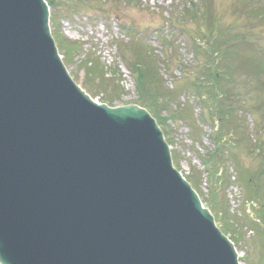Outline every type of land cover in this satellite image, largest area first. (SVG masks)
Segmentation results:
<instances>
[{
    "label": "water",
    "instance_id": "95a60500",
    "mask_svg": "<svg viewBox=\"0 0 264 264\" xmlns=\"http://www.w3.org/2000/svg\"><path fill=\"white\" fill-rule=\"evenodd\" d=\"M43 0H0V264H239L148 112L68 75Z\"/></svg>",
    "mask_w": 264,
    "mask_h": 264
},
{
    "label": "rangeland",
    "instance_id": "374dc122",
    "mask_svg": "<svg viewBox=\"0 0 264 264\" xmlns=\"http://www.w3.org/2000/svg\"><path fill=\"white\" fill-rule=\"evenodd\" d=\"M242 1L247 2L245 7ZM46 2L51 31L56 43L61 41L59 49L66 68L98 102L114 106L144 103L140 87H135V55L130 51L123 54L119 48L128 38L137 45L145 44L142 49H149V53L140 51V56L151 55L148 60L156 63L155 76L163 92L162 97L146 104L148 111L164 121L178 109L189 107L187 117L172 118L168 128L164 126L175 167L192 176V185L206 207L215 201L213 209L219 210V218L224 200L228 211L224 221L235 230L240 264H264V226L257 220L264 205L260 206L259 200H246L242 185L247 171L259 169L264 154V72L258 71L259 64L260 70L264 68V0ZM196 9L199 14L192 20ZM255 76L262 87L255 85ZM214 144L230 145L222 163L217 160L219 150L208 154ZM205 171L211 175L210 185L203 180ZM224 179H232V184L222 191L219 185ZM253 220L260 230L253 228Z\"/></svg>",
    "mask_w": 264,
    "mask_h": 264
},
{
    "label": "trees",
    "instance_id": "16d2710c",
    "mask_svg": "<svg viewBox=\"0 0 264 264\" xmlns=\"http://www.w3.org/2000/svg\"><path fill=\"white\" fill-rule=\"evenodd\" d=\"M68 1L71 4H75L76 0H68ZM242 2H243V7H245L247 2L246 1H242ZM77 3H80V0H77ZM198 14H199V12L196 9V11L194 13V17H192V20L197 19L196 16ZM187 16H190L189 12H187ZM64 40L66 41V43L68 42L66 39H64ZM141 44L142 45H137L136 42H131L130 47H128L127 50H129V51L131 50L133 55H135V61L133 62V64L136 65V68L138 69V70H136L137 71V77H136L137 81H135V85H136L137 89L140 87V90L142 91V92H140V97L143 99L142 101L144 103L141 106L146 108V104L147 103L149 104L151 102V99H157V98L162 97L163 96V92L160 89L161 87H160L159 82H158L159 79H157V77L155 76V75H157L156 71L154 70L156 63L154 64V63H152V62H150L148 60V58H150L151 55H148L147 58H145V57L142 58V56H140V53L142 51L145 52V50H146V53H149V49H142L143 47H146L145 44L144 43H141ZM58 45H59V48H61V41L59 42ZM75 52L79 53L80 49L76 48ZM254 62H255V60L253 59L250 62V64H253ZM89 64L91 66H93V65L95 66V64L93 62H91V61L89 62ZM86 66H87V63H86ZM237 67H238V69L242 70V66L240 64H238ZM260 67H262L261 64L258 65V69H259L258 71L263 73L264 72V68L262 70H260ZM88 70H89V68H88ZM102 72L103 71H101V73ZM256 75L260 76L259 73H257ZM257 76H255L256 77L255 85H257L259 87H262L263 83L260 80H257ZM229 77L231 78L230 75H229ZM217 89L219 90V92L221 91L219 89V85L218 84H217ZM104 102H107L108 104H110L108 101H104ZM186 108H189V107H185V108H182V109L180 108L177 111H175V114H172L171 119L175 118V117H178L179 119H182L185 116L187 117V114L185 113ZM221 114L223 116L222 112H221ZM156 119H157V117H156ZM168 119L170 120V118H168ZM161 120L162 119L159 118V120H157V122L163 129L164 126H165L166 119H164V121H161ZM222 122H226V121L223 120ZM163 131H164V134L166 136L167 135V130H163ZM239 136L243 137V132H241ZM216 140H217V142L220 143L221 142V137L216 138ZM227 146L230 147V145H227ZM227 146H226V144L216 145V146L214 144V151L212 153L210 152L208 154L212 155L217 150H219L217 152V160L220 163H222V159H225V154L229 153L228 150H227ZM254 146H256V145H254ZM262 152H263V150H262ZM262 155H263V158H262L263 160L257 167L259 169H257V171L255 170V171H252V172L247 171L246 174H245V177L243 179V182H242V185H244L245 188H246L245 193L248 196V199H246V200H249V201H255V200L258 201L259 200L260 206L264 205V154H262ZM202 162H203V160H202ZM224 163L226 164V162H224ZM225 164H222L223 169H225ZM217 169L218 168L215 169V173H217V171H218ZM239 169L241 171L242 170L244 171V168L241 167V166H240ZM241 171L239 172L238 175L241 174ZM210 176L211 175L209 173V178H210ZM228 177H229V175H228ZM191 178H192V176H190V178H188V179L193 183ZM239 178H240V176H239ZM220 179H221V177H216L217 181L220 180ZM241 181H242V178H241ZM223 182L224 183H220V185H219V189H221L222 191L224 190L225 185H228L229 183H231V181H230V179H229V181L224 179ZM251 187H254V189H250ZM222 201H223V203H222L223 211L220 212L221 213V217L220 218L218 217L219 216V214H218L219 210L217 211V210L213 209L214 205H215V201L212 199V207L210 206L209 203L208 204H209V207H210V210L212 211V213L214 212V216H215L216 222L219 224V226H220V228L222 230L221 232H223L224 234H229V236H230L229 239L232 240L231 242H234L236 244L235 238H234L235 237V230H234L233 226L229 225V223L224 221L225 218L228 219V211H226L227 208H226V204L224 203V200H222ZM258 214H259V216H258L257 220L261 221L262 225L264 226V207H263V209L259 210ZM252 226H253L254 229H258L259 228V230H260V227L258 226V224L256 223L255 220H253ZM261 231H264V229H262Z\"/></svg>",
    "mask_w": 264,
    "mask_h": 264
}]
</instances>
